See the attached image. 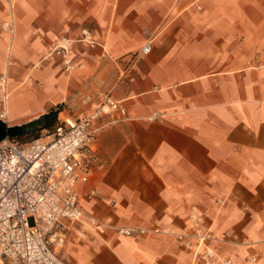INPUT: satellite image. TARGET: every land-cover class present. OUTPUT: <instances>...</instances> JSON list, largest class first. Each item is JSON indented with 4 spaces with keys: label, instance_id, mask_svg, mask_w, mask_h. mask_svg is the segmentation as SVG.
I'll return each instance as SVG.
<instances>
[{
    "label": "crops",
    "instance_id": "crops-1",
    "mask_svg": "<svg viewBox=\"0 0 264 264\" xmlns=\"http://www.w3.org/2000/svg\"><path fill=\"white\" fill-rule=\"evenodd\" d=\"M61 36L72 74L48 57ZM263 51L264 0H0V75L15 63L7 127L107 96L130 117L92 127L104 168L77 188L101 192L81 207L106 228L65 222L63 259L193 264L202 229L219 255L264 264Z\"/></svg>",
    "mask_w": 264,
    "mask_h": 264
},
{
    "label": "built area",
    "instance_id": "built-area-1",
    "mask_svg": "<svg viewBox=\"0 0 264 264\" xmlns=\"http://www.w3.org/2000/svg\"><path fill=\"white\" fill-rule=\"evenodd\" d=\"M3 26L14 35L13 20ZM151 49L147 43L142 53L148 55ZM48 57L58 58L66 73L76 69L73 40L68 36L57 39ZM14 65L9 60L0 75L3 123L8 121L10 68ZM61 115L62 111L52 131L31 142L19 143L7 138L0 143V264H69L51 248L55 242H64L65 222L83 223L96 236L105 232L106 225L89 217L81 207L82 198H101V192L93 189L82 194L77 186L87 184L96 168H104L91 144L93 125L104 117L114 122L130 117L122 103L111 96L105 97L91 113L76 119ZM119 232L132 235L135 230ZM186 236L180 235L179 241L186 249L193 250L184 241ZM194 236L201 246H207L202 252L195 250L193 264H235L232 258L219 255L209 246L220 243V238L202 229ZM250 262L255 264L257 257H251Z\"/></svg>",
    "mask_w": 264,
    "mask_h": 264
},
{
    "label": "rangeland",
    "instance_id": "rangeland-1",
    "mask_svg": "<svg viewBox=\"0 0 264 264\" xmlns=\"http://www.w3.org/2000/svg\"><path fill=\"white\" fill-rule=\"evenodd\" d=\"M66 73V72H65ZM67 74H72V73H67ZM29 82V81H28ZM31 82H29L28 85H30ZM83 107H80L77 105V103L74 101V100H70V101H67L65 103L62 104L61 106V111L64 112V114L62 115V118L64 117H73V118H77L79 116H81L82 114H88V113H91L97 106L98 104H94L92 101H89V102H86V103H83L82 104ZM59 106H55L54 108H52L49 112H47V114H50L52 112H55L56 113V109L58 108ZM56 120L55 123H57L58 119L57 117L54 119V121ZM53 121V122H54ZM53 124V123H52ZM55 126V125H54ZM54 126L50 129H44L41 133H40V137L43 136V135H46L48 131H52ZM42 128L45 127V122L44 120L42 119ZM16 142H19V143H24L25 141L24 140H17ZM64 239V242L62 244H59L57 242L53 243L51 245V248L53 250H55V253L58 255L59 258L63 259L61 257V253L63 251V249L65 248V241H66V238L63 237ZM64 261H66L65 259H63ZM67 262V261H66Z\"/></svg>",
    "mask_w": 264,
    "mask_h": 264
},
{
    "label": "water",
    "instance_id": "water-1",
    "mask_svg": "<svg viewBox=\"0 0 264 264\" xmlns=\"http://www.w3.org/2000/svg\"><path fill=\"white\" fill-rule=\"evenodd\" d=\"M57 117V113L52 112L44 115L42 118L27 123L22 126L7 127L3 122L0 121V143L7 138H16L26 134L27 132L35 129H39L42 126V119L45 125H51L54 119Z\"/></svg>",
    "mask_w": 264,
    "mask_h": 264
},
{
    "label": "trees",
    "instance_id": "trees-1",
    "mask_svg": "<svg viewBox=\"0 0 264 264\" xmlns=\"http://www.w3.org/2000/svg\"><path fill=\"white\" fill-rule=\"evenodd\" d=\"M59 107L56 109V113L57 115L61 112V106L62 104L58 105ZM56 120L53 122V124L51 125H45L44 128L40 127L39 129H35V130H31L29 132H27L26 134L16 137V138H11V140L13 141H17V140H24V143H28L31 142L37 138L40 137V133L44 130V129H50L55 125Z\"/></svg>",
    "mask_w": 264,
    "mask_h": 264
}]
</instances>
